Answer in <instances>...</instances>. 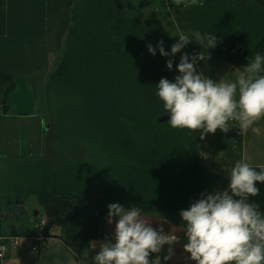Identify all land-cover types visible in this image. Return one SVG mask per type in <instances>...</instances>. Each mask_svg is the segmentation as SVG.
Here are the masks:
<instances>
[{
  "label": "crops",
  "instance_id": "crops-1",
  "mask_svg": "<svg viewBox=\"0 0 264 264\" xmlns=\"http://www.w3.org/2000/svg\"><path fill=\"white\" fill-rule=\"evenodd\" d=\"M79 1L1 0L0 73L13 78L14 89L3 96L8 113L2 114L0 107V126L7 120L44 123L45 115L37 111V94L46 87L56 55L66 40L72 8ZM140 1L145 6L140 12H150L151 18L161 10L170 14L171 20L159 26L151 18L145 22L159 29L160 40L178 52L181 47L197 51V64L192 68L212 95L211 107L199 106L202 122L198 151L204 185L190 208L193 210L168 214L121 209L105 217L101 239L77 249L66 242L60 227L53 226L48 235L44 234L45 227H39L45 214H40L38 208H43L37 194L60 186L61 181L53 177L59 169L52 164L29 170L31 178L18 182L16 157L22 158L24 153L16 136L0 133V237L23 234L20 251L0 259V264H198L201 244L206 242H216L228 264H264L259 255L253 261L247 259L251 250L264 254V236L251 234L249 225L264 224V80H249L251 72L247 69L222 54L209 52L211 37L198 31L189 17L194 10L203 12L207 6L226 5L261 16L264 9L253 0ZM130 2L134 0H125L126 5ZM181 57L187 59V55ZM24 138L28 144L24 157L35 156L34 138ZM237 219L243 230L235 224ZM39 234L49 241L35 252L32 237ZM203 264L217 263L209 257Z\"/></svg>",
  "mask_w": 264,
  "mask_h": 264
},
{
  "label": "trees",
  "instance_id": "trees-1",
  "mask_svg": "<svg viewBox=\"0 0 264 264\" xmlns=\"http://www.w3.org/2000/svg\"><path fill=\"white\" fill-rule=\"evenodd\" d=\"M253 2L264 9V0ZM125 9V0L77 2L48 77V93L69 100V134L102 147L115 160L103 171L64 160L53 174L60 186L37 194L47 223L60 227L66 242L77 249L101 239L105 217L121 209L191 212L204 185L192 67L174 47L169 52L163 41L153 42L148 30L154 29L153 35L159 31L126 16ZM189 17L198 31L211 37L210 52L247 69L249 80H264V14L241 13L225 5L194 10ZM13 89V78L0 73L4 112L8 108L3 96ZM182 109L189 113L185 120L158 122L162 115ZM200 251L198 264L209 257L228 264L216 242L202 243ZM256 255L264 258L251 250L248 261Z\"/></svg>",
  "mask_w": 264,
  "mask_h": 264
},
{
  "label": "rangeland",
  "instance_id": "rangeland-1",
  "mask_svg": "<svg viewBox=\"0 0 264 264\" xmlns=\"http://www.w3.org/2000/svg\"><path fill=\"white\" fill-rule=\"evenodd\" d=\"M143 4L144 3H142L140 0H134L133 3L130 2L128 5H126V16L134 18L141 23L145 22L146 20H149L151 18L150 12H148V14H143L142 12H140V10L145 9V6ZM161 11L152 14L153 17L150 19V21H153L154 23L156 21V24L158 26L162 23H167L171 20L170 14L166 13L165 11ZM148 25L151 27V24ZM157 30L159 31V29ZM153 31L154 29L148 30L153 42L156 43L158 42V39H163L162 36L159 35V33L153 35ZM163 43L166 44V42ZM166 45L170 49L169 52H173L174 46H171L170 44ZM187 51L188 50L186 49V47H181L179 53L186 56ZM191 73L192 89L194 90L197 96L196 99L198 101V105L204 106V104H206L207 106L211 107L212 95L202 83L196 69L192 68ZM49 87L52 88V86H50L48 78L45 89H42V91L37 94L40 106L37 111L38 113L45 115V121L43 124H41L40 122L38 123V120H36L32 124H28L27 122H14L7 120L5 126H0L1 135H6L7 137L11 138H14V136H16L17 143L20 144V150L22 151V153H24V155L28 149V144L25 145L26 139L24 138V136L27 135L29 139L30 136L34 138L33 141L35 143L33 146V150L36 151V155H29L27 157H24V155H20L22 156V158L16 157L17 181H27L28 179H30L31 176H29V174L27 173V171L29 170L43 168L44 166L49 167L52 164L56 165L57 168L61 170L63 158L64 160L78 162V164L83 165L85 169H87L89 166H94V168L96 166V168H103L102 171L109 165L115 163V160L111 156L109 157L107 152L102 147H97L94 144H91L90 142L83 141L80 136L73 137L71 134H69L70 129L68 128L70 127V125H68L67 123L69 120L68 115L70 111L66 104L69 100H60L59 98L55 97L57 95L52 94V91L48 93L47 89H49ZM26 97L29 101L30 95L28 94L26 95ZM58 100L61 102H58ZM1 112L2 114L8 113L4 112L3 109H1ZM199 115L200 114L198 111L197 117L199 118L200 123L202 122V118ZM46 127H49V131H46ZM40 137L42 138V140L39 141ZM5 141L7 142L6 144L10 143L8 139H5ZM15 143V140H13L12 144L15 145ZM220 200L225 201L223 198H219V201ZM38 209L40 211V214L44 212L42 211L43 209H41L40 207ZM31 210L32 205H30L29 211ZM2 216L3 215L1 214L0 219H2ZM225 221L228 225H232V223L227 218L225 219ZM205 224L208 226L207 222H205ZM235 224L238 226L239 230H243V228L240 227L241 224L240 222H238V219ZM249 225L250 227H252L251 234L255 235L256 233H260L259 238H261L262 235L264 236L263 223L255 224L254 222H250ZM249 225L247 226L249 227ZM212 238L215 239V237Z\"/></svg>",
  "mask_w": 264,
  "mask_h": 264
},
{
  "label": "built area",
  "instance_id": "built-area-1",
  "mask_svg": "<svg viewBox=\"0 0 264 264\" xmlns=\"http://www.w3.org/2000/svg\"><path fill=\"white\" fill-rule=\"evenodd\" d=\"M187 53H188L187 60L190 66L191 67L196 66L197 51L188 49ZM39 222H40L39 227L43 229L47 224L46 216H43ZM22 238H23L22 236H12V235L0 237V259H4L10 253L19 252L20 242ZM32 240L34 242L33 251L36 252L49 241V238L47 236H44L43 234H39L37 236L32 237ZM172 241L176 242L177 239L173 238ZM157 243H160V241H158Z\"/></svg>",
  "mask_w": 264,
  "mask_h": 264
},
{
  "label": "water",
  "instance_id": "water-1",
  "mask_svg": "<svg viewBox=\"0 0 264 264\" xmlns=\"http://www.w3.org/2000/svg\"><path fill=\"white\" fill-rule=\"evenodd\" d=\"M188 110L182 109V110H176L171 113H167L165 115H162L159 119V123H177L185 120L188 116ZM22 214V213H21ZM3 218V217H2ZM53 227V223L50 221L46 224L44 228V234L48 235L49 230Z\"/></svg>",
  "mask_w": 264,
  "mask_h": 264
}]
</instances>
